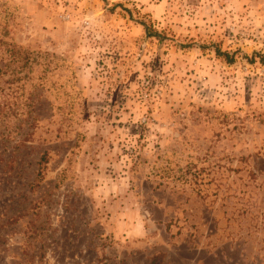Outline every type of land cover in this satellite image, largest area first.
<instances>
[{
	"label": "rangeland",
	"instance_id": "obj_1",
	"mask_svg": "<svg viewBox=\"0 0 264 264\" xmlns=\"http://www.w3.org/2000/svg\"><path fill=\"white\" fill-rule=\"evenodd\" d=\"M263 64L264 0H0V264H264Z\"/></svg>",
	"mask_w": 264,
	"mask_h": 264
},
{
	"label": "trees",
	"instance_id": "obj_2",
	"mask_svg": "<svg viewBox=\"0 0 264 264\" xmlns=\"http://www.w3.org/2000/svg\"><path fill=\"white\" fill-rule=\"evenodd\" d=\"M215 54H216V56L223 58L227 63H232V61H233L232 56H229L226 53H221L218 49L215 50Z\"/></svg>",
	"mask_w": 264,
	"mask_h": 264
}]
</instances>
